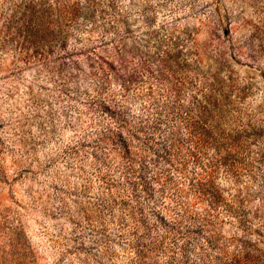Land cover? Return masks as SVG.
<instances>
[{"label": "rangeland", "instance_id": "rangeland-1", "mask_svg": "<svg viewBox=\"0 0 264 264\" xmlns=\"http://www.w3.org/2000/svg\"><path fill=\"white\" fill-rule=\"evenodd\" d=\"M141 120L149 195L118 145ZM174 149L212 197L167 178ZM137 245L264 264V0H0V264H134Z\"/></svg>", "mask_w": 264, "mask_h": 264}, {"label": "trees", "instance_id": "trees-1", "mask_svg": "<svg viewBox=\"0 0 264 264\" xmlns=\"http://www.w3.org/2000/svg\"><path fill=\"white\" fill-rule=\"evenodd\" d=\"M99 59L101 58L98 54H95V56H93V62L95 64V59ZM92 59V58H91ZM103 64H110L108 61H105L102 59ZM91 66H94L93 64H91ZM102 70H106V68L104 66H101ZM125 73L122 74H117V77L120 79L127 80L125 79ZM131 79H128L127 81H130ZM204 101H208V100H204ZM210 104L213 105L212 102H209ZM119 121L120 124L122 125V123H127L128 120H125V117H119ZM190 125V124H189ZM120 127V125L118 126ZM134 128H135V133L133 135H130L129 137H127V139L125 137V139H122L118 142V145L121 147L120 150V155L123 161L124 166H126L127 168V178H126V182L132 187V189L134 191H139L140 193H145L147 195H149V190L150 188L148 187V185L143 181V183H141L140 181L143 179V173L142 175L139 174L137 175L136 172V161L140 160L142 162V153L145 152L146 150H148L147 148H145V144L150 143L153 141L152 132H155L158 128V125H154L151 126V130H149L147 128V126L145 125L144 121L141 120L138 123L134 124ZM121 129V128H120ZM119 133V132H117ZM121 134V133H120ZM136 136V139H138L137 142V147H133L130 144V140H134ZM144 139V140H142ZM105 140V139H102ZM135 142V141H134ZM167 151L168 157L166 159L167 164H168V179L175 180V187L177 189H179V185L183 183H187L191 186H193L196 190V192L202 194L203 196L208 195L209 197H212L213 193L208 185L207 182L201 180V178L198 177H192L191 179L188 180V175L190 174L189 171L187 170V164L190 162L191 157H194L195 161L197 164H199V166H201V160L199 158V154L197 151H193V150H180L178 153L175 152L174 149V153H172L173 156H171V151L170 150H165ZM176 155V158H175ZM178 155H181L178 159ZM144 168H146V166H142L140 171L144 172ZM173 173V174H172ZM172 174V175H171ZM134 247V251H135V255L134 257V264H145L144 260L146 258V253L143 250V247H139V245L137 246H133Z\"/></svg>", "mask_w": 264, "mask_h": 264}]
</instances>
